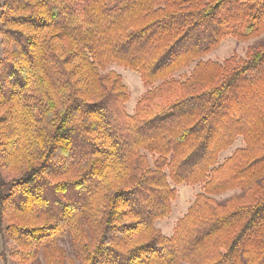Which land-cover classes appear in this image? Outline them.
Masks as SVG:
<instances>
[{"label":"trees","instance_id":"16d2710c","mask_svg":"<svg viewBox=\"0 0 264 264\" xmlns=\"http://www.w3.org/2000/svg\"><path fill=\"white\" fill-rule=\"evenodd\" d=\"M263 35L264 0H0L8 257L264 264V39L243 57L204 59ZM111 65L145 88L132 114ZM237 137L243 148L219 162ZM179 185L201 193L168 236L156 224Z\"/></svg>","mask_w":264,"mask_h":264},{"label":"rangeland","instance_id":"374dc122","mask_svg":"<svg viewBox=\"0 0 264 264\" xmlns=\"http://www.w3.org/2000/svg\"><path fill=\"white\" fill-rule=\"evenodd\" d=\"M264 39V35L258 39L251 40L249 42H236L233 39H226L223 41L219 49L212 52L204 59H212L218 62H223L225 59L229 58L233 54H237L238 56L243 57L248 47L255 45L257 42ZM1 41V40H0ZM1 45H0V59H1ZM107 71H114L117 74L121 75L122 81L124 85L127 87L128 92L130 94L129 102L126 104V111L128 114H132L135 108L136 102L145 92V88L141 84L139 75L123 68H120L116 65H111L107 68ZM190 70H184L179 74H176L175 77H181L180 74H188ZM240 142V141H239ZM241 143V142H240ZM242 147L237 144V140L234 142L232 149L224 151L220 154L219 162H222L225 158H228L232 155L233 151L237 148H243V143H241ZM177 191V195L175 200L172 202V212L170 216L162 221H158L156 227L165 235H172L174 227L178 219H180L187 211V209L193 203L197 194L201 193L200 185L191 186V185H179L174 187ZM240 193L239 190L226 192L222 195L214 196V198L218 201H224L227 198L238 195ZM58 245L62 247L66 253V256L69 259H73L75 257V249L71 243L70 237L68 234H64L59 240ZM8 251L5 249L3 245V240L0 235V264H16L15 261L8 257ZM39 260H42V256L39 257Z\"/></svg>","mask_w":264,"mask_h":264},{"label":"crops","instance_id":"0c3cea01","mask_svg":"<svg viewBox=\"0 0 264 264\" xmlns=\"http://www.w3.org/2000/svg\"><path fill=\"white\" fill-rule=\"evenodd\" d=\"M236 140H237V144H238V145H239V144L242 145L241 143H243V141H242V138H241V137H237ZM236 140H235V141H236ZM239 141H240L241 143H240ZM240 145H239V146H240ZM240 147H242V146H240ZM231 149H232V147H231Z\"/></svg>","mask_w":264,"mask_h":264}]
</instances>
